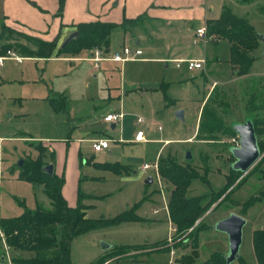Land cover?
<instances>
[{
	"label": "rangeland",
	"instance_id": "1",
	"mask_svg": "<svg viewBox=\"0 0 264 264\" xmlns=\"http://www.w3.org/2000/svg\"><path fill=\"white\" fill-rule=\"evenodd\" d=\"M40 1L49 9V17L41 15L37 19L31 13L20 11H17V17L38 31H45L49 24L51 33L57 31L59 38L60 34L64 37L62 41L59 40L60 48L69 35L76 31L80 22L97 15L115 19L125 15L129 18L128 14L134 7H139L141 3L143 7L150 0H64L61 16H52L59 8L58 0ZM115 1H120L119 5H115ZM157 1L173 5L178 0ZM224 6L229 7L237 16L247 19L259 35L264 36V0L248 3L240 0H196L177 16L176 24L183 28L182 24L186 23L188 29L200 25L207 27L208 22L204 24L203 19L205 13L217 16ZM3 20L4 13L0 4V31ZM135 24L138 28L133 29L129 41H126L127 45L134 47L137 46L136 38L146 36L157 26V23L149 20L148 15H141ZM6 25L28 33L17 25ZM181 32L182 36L189 33L184 29ZM162 34L154 33V45L142 42L143 48L150 46L141 57L151 59L132 60L124 64L100 63L96 76L90 71L95 63L84 60L90 58L87 51L81 53L78 61L74 60L79 56L68 55L50 61L6 59L4 65L0 66V138H4L0 140V218L19 216L24 212V205L31 209L37 206L51 208L50 199L42 186L20 178L19 168L23 166L18 165L20 159H23L24 164L25 159L37 157L39 152L36 146L40 143L45 145L42 140L55 142L60 147L70 133L79 136L91 132L97 128L94 121L98 120L104 109L122 111L126 117L115 130H106L105 124L97 122L98 128L113 137L114 142L121 137L129 141L135 139L139 129L151 127V121L157 122L163 130L151 127L142 143L115 142L112 154L102 153L95 161L116 163L114 165L117 168L121 164L127 165V174L100 172L104 169H91L83 164V173L102 178L89 183L82 182L80 186L83 192L101 196L88 194L83 199L89 206V218H112L142 202L136 212H132L134 217L142 221L126 222L75 236L71 243L72 264H182V257L191 253L192 244L184 246L187 234H178L170 220L168 199L172 185L162 176L159 182L154 170H141L145 163L151 164L158 159L163 144L161 140L168 137L171 141L161 149L160 157L170 156L178 162L186 163V153L191 151L192 165L200 175L207 177L206 183L196 180L188 191V196H203L212 202L209 210L192 228L203 224L198 235L199 262H207L215 253H229V236L215 225L231 213H237L246 219V224L239 251L241 257L232 264H258L253 247V232L264 227V196L261 199L264 194V149L261 159L247 173H234L230 168L234 158L227 147L236 145L234 139L239 137H223L206 142L198 140L197 134L210 88L211 92L216 89L220 101L230 104V109L225 107L228 111L223 118L225 125H230L232 121L244 122L248 115H256L253 107L261 106L264 98L261 89L253 84L254 79L264 78L259 77L264 72L262 47L260 45L253 52L256 57L250 75L253 80L250 77L246 80L247 86L243 87L228 62L231 49L226 40L215 43L214 34L209 35V42H194L188 38L186 45L210 62L209 70L189 71L186 61L177 67L175 62L156 59L159 54L157 52H161L157 49V39H161ZM31 36L45 39L42 36ZM3 43L9 45L13 42L4 39ZM123 45V32L116 30L111 39L110 56L121 51ZM161 84L166 87L157 90ZM263 84V81L259 83L260 86ZM165 95L172 99V105L167 104ZM63 100L66 101L64 108L61 107ZM179 109L185 111L184 119L176 117ZM138 115L145 117L147 124L139 126L136 123ZM82 118L87 121L84 125H81ZM190 138L192 141H187ZM80 144L84 157L92 158L94 144L87 141ZM58 150L60 152V148ZM67 157L68 149L65 148L61 158L68 161ZM67 170L66 191L72 195L78 188L75 189V178L71 176L70 168ZM149 177L153 178L154 183L147 185L145 180ZM164 184H167V189ZM155 209L159 211L155 212ZM57 232L61 241L62 227ZM102 242L112 244L113 248L104 250ZM6 247L5 242L0 240V263L10 264L7 257L2 260L3 255L7 256ZM9 253L13 257L12 264H15V251L11 249ZM34 255L33 252L25 253L28 258Z\"/></svg>",
	"mask_w": 264,
	"mask_h": 264
},
{
	"label": "trees",
	"instance_id": "2",
	"mask_svg": "<svg viewBox=\"0 0 264 264\" xmlns=\"http://www.w3.org/2000/svg\"><path fill=\"white\" fill-rule=\"evenodd\" d=\"M240 1L248 3L252 0ZM63 5L64 0H59L57 14L62 15ZM137 20L138 18H125L120 24L99 19L80 22L76 26V31L79 35L66 44L65 47L60 48L59 35L53 39L35 38L3 24L0 34V53L12 51L19 53L18 55L21 57L48 59L61 55L80 57L82 52L93 51L96 47H101L104 49V55H107L110 50L113 32L117 28L128 32L130 30L129 27L135 26ZM207 22L209 35L214 34L215 40L223 39L230 44L231 54L229 62L233 67L235 76L237 78L248 76L256 61L253 52L260 45L262 47L259 33L247 19L237 16L227 6L222 8L218 18L210 19ZM4 39L13 43L6 45V43H3ZM261 81L264 82V78ZM257 87L264 94V84ZM165 97L167 104L172 105V99L167 95ZM205 101L197 139L209 142L220 140L223 137H237L238 135L232 127L233 121L230 125L223 123L224 115L228 113L225 107L230 109V104L218 99L216 89L209 94ZM253 109L256 115H248L246 118L250 117L253 120L258 144L262 152L264 149V139H261L264 136V98H262L261 106L256 105L255 107L254 105ZM232 146L234 144L227 147L234 158L231 163L235 161V157L230 150ZM36 149L39 152L38 156L25 159L23 166L19 168L20 178L42 186L45 195L50 199L51 208L45 209L37 206L36 209H31L24 205V212L19 216L0 218V240L4 241L8 247L15 251V264H72L71 243L75 236L126 222L142 221L132 215V212H136V208L142 202L137 203V207L133 206L131 209L112 218H89L87 216L89 206L83 202V199L88 194L83 192L80 186L78 188L77 205L70 206L62 192L65 184L64 176H59L55 172L49 174L44 171L46 165L55 162L54 151H50L47 146L41 143L36 146ZM192 161L190 159L186 163H181L170 156L159 158L160 174L166 182L172 185L168 199L170 220L178 234H187L188 239L184 246L188 247L192 244L193 248L191 253L184 255L180 262L182 264H227L226 254L215 253L207 262H199L198 260L200 255L198 235L203 224L200 223L194 229L192 228L209 210L212 202L205 200L203 196H188V191L196 180L203 183L207 182V177L200 175L198 169L192 165ZM95 164L97 168L101 167L104 170L120 174L126 172L128 167L121 164L125 167L119 166L117 168V165H114L116 163L109 162ZM230 168L234 173H243L234 170L231 165ZM164 186L167 189V184H164ZM263 196L264 194L261 195V199ZM59 227H62L63 232L61 241H59L57 236ZM253 247L258 264H264V227L253 232ZM26 252H33L35 255L28 258L25 256Z\"/></svg>",
	"mask_w": 264,
	"mask_h": 264
},
{
	"label": "crops",
	"instance_id": "3",
	"mask_svg": "<svg viewBox=\"0 0 264 264\" xmlns=\"http://www.w3.org/2000/svg\"><path fill=\"white\" fill-rule=\"evenodd\" d=\"M0 1H1V3H0L1 4V8H2L3 13H4V20L2 22L3 24H8L9 26H16L17 25L19 27L24 28V30H26V32L30 33L31 35L42 36L45 39H53V38H56L59 35L57 31H54L52 33L50 32V25L49 24H47L45 31H42V30L38 31V30L34 29L33 27H31V25L26 24L23 20L18 19L17 11L31 13V14H33V16H37L38 17L37 19H40L41 15H47V17H49L50 16L49 15V12H50L49 9L47 8L46 5L41 4L40 0H37V1H35V0H0ZM57 2L59 4V0ZM195 2H196V0H178L176 3H173V5H171V3H164V2H159L157 0H150L149 2H146L143 7H142V3H141V5H139V7H134L133 10L128 14L129 19H137L141 15H148L149 16V20L151 19L153 21V23H157V26L155 27V30H150L148 33H146V36L143 35L141 37V35H140L138 38H136L135 42H136L137 46H135V47L133 45H130V46H133L134 48L141 49L143 51V54H144L145 50H148L150 45H148V48H143V46H141L142 42L144 41V42H146L148 44L152 43L154 45V42H153V40L155 38L153 36L154 33L155 32H163V34L161 35V39H157V44L159 43V47H157V49L159 48L158 50H161V52H157V53H159V54H157V58H156L157 60H161L163 62L165 61V62H175V63H177L178 61H182V63H185L184 61L189 60V59H203V57L200 55V53L197 54V52H193L192 49L189 48V46L186 45L189 39L190 40L193 39V41L196 42L195 41V39H196L195 31H196V29H198L199 27H201L203 25H200L197 28H189L188 29V27L186 26V23L182 24L183 28H181L178 24H176L177 21H178L177 20V16L179 14H181L185 10V7L193 5ZM119 3H120V1H115V5H119ZM58 7H59V5H58ZM143 8H144V10H142ZM58 10H59V8L57 9V13H58ZM57 13H55L52 16H56V15L57 16H61V15H59ZM220 14L216 16L214 14L213 15L212 14H207V12H206L205 15H204V18H203L204 19V24L209 19L218 18L220 16ZM95 18L99 19V20L101 19L102 21H105V22H115V23L120 24V23L123 22V20L125 18H127V16L126 17H125V15L121 16V17L119 16V17H117V19H115V18H108V17L103 18L100 15H97V16H93L91 19H89L87 21H93V20H95ZM87 21H85V22H87ZM2 25H1L0 34L2 32ZM135 27H137V26H133L132 28H130V30L128 32H125L121 28H117L116 29V30H119V31L123 32L124 45H127L126 41H129L130 36L134 32L133 29ZM182 29L188 30V32H189L187 34L188 36L187 35L182 36L183 35L182 32H181ZM61 35L62 34H60V38H59L60 41H62L63 38H64ZM112 36H113V34H112ZM111 39H112V37H111ZM222 40L223 39L218 40V41L215 40L214 42L215 43H219ZM0 46H1V41H0ZM160 46H162V47H160ZM87 53H89V55L91 56L93 52L89 51ZM2 54L5 55L6 52L5 53H0V55H2ZM110 55L111 54H110V50H109V52L105 56L109 57ZM142 55H140L139 59H135V60L151 59V58H147V57L143 58V57H141ZM57 58H59V57L54 56V57L48 58L46 60L50 61V60L57 59ZM24 59L25 60H34V59H41V60L43 59L44 60L45 58L23 57V60ZM79 59H81V57H79L78 59H76L74 61H78ZM229 59H228V62H229ZM84 60H87L90 63H94V62H92L89 59H84ZM129 61H132V60H129ZM109 62L110 63H116V64L117 63H122V62L111 61V60H108V59H105V60L101 61L100 63H109ZM124 63H122V64H124ZM99 64L98 65L94 64V66L91 68L90 71H91V73L93 75H95L96 70L99 68ZM3 65H0V66H3ZM230 65H231V63H230ZM181 66L182 65H180V67ZM231 67H232V65H231ZM205 68L207 70L210 69V62L207 61V60H206ZM232 69H233V67H232ZM250 75H251V73L248 76H245V77L237 78L235 76V78L240 80V81H242L243 87H245V86H247L246 85V83H247L246 80H248L251 77ZM259 77H264V72H261L259 74ZM252 80H253V78H252ZM260 80L261 79H259V78L258 79H254V83L253 84H255L256 86H259ZM214 83L217 84L218 81H214ZM165 87H166L165 85L161 84L159 87H157V90L165 88ZM211 90H212V88L209 89L208 94L206 96V99L208 98L209 94L211 93ZM65 100H63V102L61 103L62 104V106H61L62 108H64V106L66 104ZM164 107H165V105H164ZM96 108H97V106L95 107V109ZM165 108H168V107L166 106ZM112 112H120V111L104 109L101 112L98 120L94 121L95 124H96V127H97L96 129H92L91 132H88V133H85V134H81L79 136H72V133H70L65 138V143H63L60 147L57 146V143H55V142H52V141H49V140L48 141L42 140L43 143L49 148V150L50 151H54V153H55V162L52 163L54 165V172L57 173L59 176H64V178H65V184L63 186L62 192H63V195L67 199V201H68L70 206H76L77 205V202H78V191H76L72 195L67 194V191H66V186H67L66 185V182H67L66 181V177H67L66 175L68 173L67 168H70V174H71V176H73V179L75 178V180H73V182L75 184V189L79 188V186H80V184L82 182L83 183H89L91 181H95V180H98V179L101 180L102 177H98V176H95V175L91 176L89 174L83 173L82 170H81L83 168V164H87L88 167L91 168V169L92 168L93 169H97V167H95L93 165L95 163H99L98 161H95L96 157H99V155L102 154V153L112 154V152H113L112 148H113V144H115V142L125 143V142L129 141V140L123 139L121 137L118 141L114 142V138L113 137L108 136L106 134V132H104V130H100L98 128L97 122H100L103 125L105 124L106 128H107L106 130H108V129L109 130H115L119 125L122 124V122L125 119L126 115H125L124 119L121 122H119V123H111V124H109V123H106L103 120V117L106 114L112 113ZM184 114H185V111H184ZM139 117H143V116L138 115L137 120H138ZM143 118H145V117H143ZM82 123L83 124H81V125H84V124L87 123V121L84 118H82ZM136 123L139 126L143 125V124H140L138 122H136ZM107 125H108V127H107ZM159 126L160 125H157V129L158 130H163V127H162V129H160V128H158ZM151 127H153V126H151ZM151 127L147 126L145 129L143 128V129H139V130H145L146 131L145 135H147V130L152 129ZM103 137H108V138L113 140V142L110 145V147L108 149H106V150H103L102 152H99V153L95 152V150H93L94 154L91 155L92 158H87V157L85 158L83 153H82V151H81V144L80 143H82L84 141H87V142H90V143L93 144L95 140H98V139L103 138ZM3 139H4L3 137L0 138V140H3ZM170 141L171 140H170L169 137L165 138L164 140H161V142L163 143L161 149L164 146H167V144ZM187 141H192V139L190 138ZM129 142H131V143H142V142H145V141H135L133 139V140H130ZM58 147L60 148V152L58 150L59 149ZM65 148L68 149V157H67L68 161L67 160L64 161L61 158V153L64 152ZM161 149H160V151H161ZM160 151L158 153V155H159L158 159L160 157ZM57 152H58V155H57ZM98 170H100V169H98ZM104 171H107V170H100V172H104ZM144 172H147V171H144ZM123 173L127 174V172H123ZM123 173H121V174H123ZM145 184H147V183L145 182ZM147 185H150V184H147ZM85 193H87L89 195H93L94 197H101V196L92 194L90 192H85ZM50 204H51V202H50ZM93 207H95V204H93ZM88 211L89 210H87V216H88ZM155 212H157V209H155Z\"/></svg>",
	"mask_w": 264,
	"mask_h": 264
},
{
	"label": "water",
	"instance_id": "4",
	"mask_svg": "<svg viewBox=\"0 0 264 264\" xmlns=\"http://www.w3.org/2000/svg\"><path fill=\"white\" fill-rule=\"evenodd\" d=\"M78 35L79 33L77 31L71 33L62 44V47H65L66 44ZM260 39L262 42V50L264 52V36L260 35ZM176 117L178 119H184V110H177ZM232 127L239 137V145H234L230 148L235 157V161L231 163V166L236 171L247 173L262 157L255 125L252 118L248 117L244 122H233ZM185 157L188 160L192 159L191 151H187ZM19 165H23V159L19 160ZM44 171L49 174H53L54 165H46L44 167ZM145 182L147 184H153L154 180L152 177H149L145 180ZM245 224L246 219L243 216L237 213H231L228 217L221 219L215 225L218 230L227 233L229 236V253L226 254L227 264H232L233 261L237 260L241 256L239 251L242 244L243 227ZM102 248L104 250H108L113 248V245L102 242ZM2 260H5V256H2Z\"/></svg>",
	"mask_w": 264,
	"mask_h": 264
},
{
	"label": "built area",
	"instance_id": "5",
	"mask_svg": "<svg viewBox=\"0 0 264 264\" xmlns=\"http://www.w3.org/2000/svg\"><path fill=\"white\" fill-rule=\"evenodd\" d=\"M195 35H196V39L195 41H204V42H209L211 40V37L208 34L207 31V27L206 26H202L199 27L198 29H196L195 31ZM92 55L90 56V58H88L89 60H91L92 62L95 63V65H98L101 61L108 59L111 61H115V62H127L129 60H135V59H139L140 55L143 54V51L141 49L138 48H133L130 45H124L123 49L121 51H116L114 54H112V56L106 57L104 55V49L101 47H96L93 51H92ZM8 58H14L18 61H21L23 59V57L15 54L12 51H7V53L5 55L0 56V65H3L5 60ZM182 61H178L177 62V66L180 67ZM186 64L187 67L190 71H196V70H200V69H204L206 66V60L203 59H189L186 60ZM125 117V113L120 111V112H112V113H108L105 118L104 121L106 123H119L121 122ZM138 123L140 124H147V120L143 117H139L137 120ZM151 126H155V128L157 129V122L155 121H151L150 122ZM158 128L162 129V126H159ZM145 130H138L136 136H135V141H145L146 140V135H145ZM234 142L236 145H239V138H235ZM94 150L95 152H102L103 150H106L110 147L111 145V139L110 138H100L98 140L94 141ZM141 169L143 171H149V170H154L156 172V174L158 175L159 178V182H161V174H160V165H159V159H157L154 163H145ZM167 210V207H166ZM159 210L157 209V212ZM7 250V258L9 260V263L12 264L13 262V257H11V254L9 253V251L11 250L10 247H6Z\"/></svg>",
	"mask_w": 264,
	"mask_h": 264
}]
</instances>
